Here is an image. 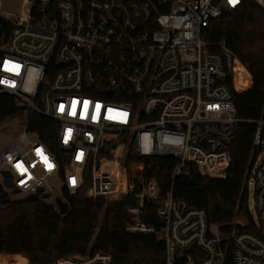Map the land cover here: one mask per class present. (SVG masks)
Returning a JSON list of instances; mask_svg holds the SVG:
<instances>
[{
    "label": "built area",
    "instance_id": "2783aa9c",
    "mask_svg": "<svg viewBox=\"0 0 264 264\" xmlns=\"http://www.w3.org/2000/svg\"><path fill=\"white\" fill-rule=\"evenodd\" d=\"M2 1L0 93L58 123L60 156L20 125L0 144V185L53 202L83 191L92 200L129 196L135 205L127 207L125 229L133 233L156 231L139 218L143 205L154 203L165 247L159 264H220L223 240L231 242L232 264H264V240L242 230V219L222 237L203 209H184L170 192L158 199L154 176L165 163L129 158L173 157L176 172L192 165L202 177H226L238 121L232 90L248 89L253 78L234 52L223 45L212 51L200 33L244 0H19L14 13ZM252 1L264 9V0ZM254 124L258 152L249 178L264 234V156L256 163L264 120ZM109 262L107 253L88 252L53 264ZM0 264L30 262L0 253Z\"/></svg>",
    "mask_w": 264,
    "mask_h": 264
},
{
    "label": "trees",
    "instance_id": "16d2710c",
    "mask_svg": "<svg viewBox=\"0 0 264 264\" xmlns=\"http://www.w3.org/2000/svg\"><path fill=\"white\" fill-rule=\"evenodd\" d=\"M201 37L212 51L221 45L229 48L252 74L251 86L243 91L232 90L236 131L229 145V167L223 179H210L198 174L194 166L176 172L173 157L129 155L146 164L165 163L164 171L154 178L158 199L172 197L184 209L201 208L208 222L217 225L225 237L236 218H241L242 230L252 232L264 240L262 230L248 207V179L257 150H252L254 121L264 120V9L252 0L211 19L201 28ZM7 30L0 31V45ZM1 55V49H0ZM41 91L34 104L40 106ZM12 120L25 126L29 133L60 156L56 142L58 123L42 116L18 98L0 93V129ZM124 134L116 140H123ZM88 178L84 187L87 188ZM85 190V189H84ZM68 205L61 214L55 202L43 199L21 198L11 200L0 185V253H20L30 264H53L64 256L103 252L110 255L109 264H159L164 255V243L159 237V219L154 203H145L139 218L155 227L153 233L128 232L125 226L131 220L128 206L133 198L121 200H92L84 191L75 195L64 194ZM231 242H221L220 264H232Z\"/></svg>",
    "mask_w": 264,
    "mask_h": 264
},
{
    "label": "rangeland",
    "instance_id": "374dc122",
    "mask_svg": "<svg viewBox=\"0 0 264 264\" xmlns=\"http://www.w3.org/2000/svg\"><path fill=\"white\" fill-rule=\"evenodd\" d=\"M20 131V125L19 123H17L16 121L12 120L11 122L7 123L4 126V129H2V132L0 134V144L1 143H5L6 141L10 140L11 138H13L17 133H19ZM264 156V150L262 152H260L256 158V163ZM0 184L3 185L1 183V179H0ZM248 207L250 212L252 213L253 217H256V213H255V207H254V185H253V181L251 178L248 179ZM9 198L11 200H17V199H21L22 197H24L23 194L20 193H16V192H11L8 189H5ZM60 200L62 202H64V200L62 198H60ZM107 200V199H106ZM47 203H53L52 197L49 199L44 200ZM241 219V218H239Z\"/></svg>",
    "mask_w": 264,
    "mask_h": 264
},
{
    "label": "water",
    "instance_id": "95a60500",
    "mask_svg": "<svg viewBox=\"0 0 264 264\" xmlns=\"http://www.w3.org/2000/svg\"><path fill=\"white\" fill-rule=\"evenodd\" d=\"M19 0H3L2 9L8 12H16L18 7ZM26 199H34V196H28ZM55 204L61 214L67 211L68 205L65 202H62L60 198H56Z\"/></svg>",
    "mask_w": 264,
    "mask_h": 264
},
{
    "label": "snow or ice",
    "instance_id": "6c2138e0",
    "mask_svg": "<svg viewBox=\"0 0 264 264\" xmlns=\"http://www.w3.org/2000/svg\"><path fill=\"white\" fill-rule=\"evenodd\" d=\"M229 2L232 3V4H236L238 2V0H229Z\"/></svg>",
    "mask_w": 264,
    "mask_h": 264
}]
</instances>
